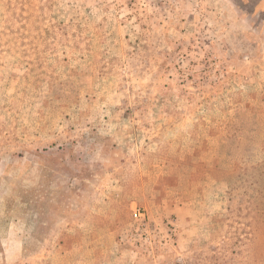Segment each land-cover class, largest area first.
Returning <instances> with one entry per match:
<instances>
[{
	"label": "rangeland",
	"instance_id": "374dc122",
	"mask_svg": "<svg viewBox=\"0 0 264 264\" xmlns=\"http://www.w3.org/2000/svg\"><path fill=\"white\" fill-rule=\"evenodd\" d=\"M262 163L264 0H0V264H264Z\"/></svg>",
	"mask_w": 264,
	"mask_h": 264
},
{
	"label": "trees",
	"instance_id": "16d2710c",
	"mask_svg": "<svg viewBox=\"0 0 264 264\" xmlns=\"http://www.w3.org/2000/svg\"><path fill=\"white\" fill-rule=\"evenodd\" d=\"M263 165H264V163L256 165V166H252V167H250V169H253V170L261 169L263 167ZM246 169L247 168H244V170H246ZM254 182L257 183L259 181H258V179H255ZM263 186H264V183H263ZM259 198L260 197H257V201H256L255 206L254 207L252 206V208H250L252 211L250 209H248L245 212V213L254 212L253 215H251V221H253V222L249 221L250 225H249V223L247 224L248 227H250V230H251V231H248L249 239H252V235H256V237L258 239H262V237H264V234H263L264 231H261L262 228H263V224H264V211L261 212L260 211L261 208L258 207L259 206ZM234 212L235 211H230L228 213V215L233 216L232 213H234ZM239 214H244V213H243V211H241V212H239Z\"/></svg>",
	"mask_w": 264,
	"mask_h": 264
}]
</instances>
